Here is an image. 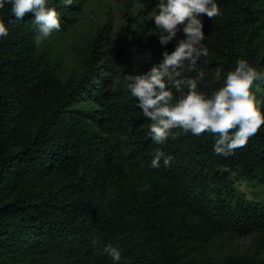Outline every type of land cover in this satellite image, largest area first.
<instances>
[{
    "label": "trees",
    "instance_id": "16d2710c",
    "mask_svg": "<svg viewBox=\"0 0 264 264\" xmlns=\"http://www.w3.org/2000/svg\"><path fill=\"white\" fill-rule=\"evenodd\" d=\"M64 2L48 0L57 32L72 23ZM138 2L158 11L159 0ZM215 2L219 16L197 17L209 56L179 77L203 72L198 90L209 97L238 60L264 72V0ZM0 21V264H264L263 244L239 248L264 235V208L232 204L228 185L231 172L264 176V126L227 157L208 133L158 145L126 77L175 47L106 26L74 49L78 71L61 77L59 58L37 51L33 13L17 19L6 3ZM252 92L264 93V81ZM157 150L173 157L169 166L151 167ZM108 244L119 262L103 253Z\"/></svg>",
    "mask_w": 264,
    "mask_h": 264
},
{
    "label": "clouds",
    "instance_id": "9594fccd",
    "mask_svg": "<svg viewBox=\"0 0 264 264\" xmlns=\"http://www.w3.org/2000/svg\"><path fill=\"white\" fill-rule=\"evenodd\" d=\"M6 3L11 5V13L17 19L28 13L34 14L37 47L54 30L61 29L59 14L48 5V0H0V9H4ZM65 3L70 6L72 0H65ZM157 9L152 16L159 30V43L166 47L181 29L185 38L178 40L171 53L164 51L163 61L153 65L148 73L128 75L127 90L138 102L137 107L143 116L150 119L149 135L154 143L163 145L169 138L175 140L182 133L197 137L208 133L216 137L215 154L227 157L245 147L264 126L261 101L252 92L256 81H264V72L250 66L246 60H238L235 69L227 73L223 86L213 91L210 97L204 95L198 90L204 73L199 72L196 78L182 79L179 78L180 70L186 62L195 66L202 57L209 56L203 43L206 39L203 25L197 17L206 15L212 20L220 15L219 6L215 0H159ZM7 35L8 29L0 21V38ZM169 84L179 96L173 93ZM162 158L165 166H169L173 159L157 150L151 167L158 168ZM103 253L115 262L121 260V251L111 244L103 248Z\"/></svg>",
    "mask_w": 264,
    "mask_h": 264
},
{
    "label": "rangeland",
    "instance_id": "374dc122",
    "mask_svg": "<svg viewBox=\"0 0 264 264\" xmlns=\"http://www.w3.org/2000/svg\"><path fill=\"white\" fill-rule=\"evenodd\" d=\"M67 6L68 19L72 21L64 31H53L39 47L38 52H48L60 60L59 74L61 77H68L78 71L75 61L74 49L85 43L98 29L112 27L116 32L121 27L127 30L147 31L156 37L158 43V29L153 20V12L141 6L138 0H72ZM132 17L129 20V17ZM181 29L177 37L166 47H175L180 39H184ZM160 44V43H159ZM165 47V46H163ZM257 99L261 101L260 106L264 107V93L258 92ZM230 186V198L232 204L255 202L264 208V176L250 178L241 172H231L228 175ZM223 191L221 192L224 195ZM239 248L252 251L263 244L264 235H252L239 241Z\"/></svg>",
    "mask_w": 264,
    "mask_h": 264
}]
</instances>
